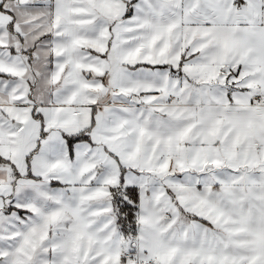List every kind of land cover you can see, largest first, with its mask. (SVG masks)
<instances>
[{"label":"snow or ice","instance_id":"6c2138e0","mask_svg":"<svg viewBox=\"0 0 264 264\" xmlns=\"http://www.w3.org/2000/svg\"><path fill=\"white\" fill-rule=\"evenodd\" d=\"M0 264H264V0H0Z\"/></svg>","mask_w":264,"mask_h":264}]
</instances>
